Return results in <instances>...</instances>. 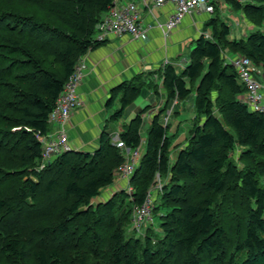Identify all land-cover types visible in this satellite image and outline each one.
<instances>
[{
  "label": "trees",
  "instance_id": "trees-1",
  "mask_svg": "<svg viewBox=\"0 0 264 264\" xmlns=\"http://www.w3.org/2000/svg\"><path fill=\"white\" fill-rule=\"evenodd\" d=\"M114 1L0 0V264H264V113L243 103L246 87L223 54L227 47L250 57L264 77V0H231L254 26L246 37H229L230 26L216 4L202 29L210 27L209 37L193 38L181 70L177 55L111 88L106 105L120 102L113 119L123 115L143 84L161 85L165 92L130 177V193L121 188L100 196L114 185L125 160L106 129L92 150H67L37 169L42 161L37 134L51 130L49 113L80 57L106 41L96 38V26ZM151 73L155 83L146 79ZM192 91L197 116L172 161L168 124L160 113ZM144 111L123 124V146L140 145ZM236 145L254 160L253 167L240 170L235 164L229 153ZM157 172L171 173L154 198L153 212L167 207L158 215L159 233L154 239L152 220L127 235L124 223L132 221L127 213L133 208L122 217L120 203L131 197L134 208L142 205ZM27 174L36 180L23 178ZM236 190L245 194L247 211L229 251L230 230L220 220L216 198L233 197ZM81 219L93 223H85L93 230L88 245L71 238ZM104 245L108 252L99 251Z\"/></svg>",
  "mask_w": 264,
  "mask_h": 264
},
{
  "label": "crops",
  "instance_id": "crops-1",
  "mask_svg": "<svg viewBox=\"0 0 264 264\" xmlns=\"http://www.w3.org/2000/svg\"><path fill=\"white\" fill-rule=\"evenodd\" d=\"M118 1L125 2L128 0ZM134 1L138 4L140 19L144 24L155 23L156 20L160 24L165 23L173 7L171 4H165L160 7H152L149 10L141 0ZM219 6L220 3L218 4ZM212 15L213 13L205 11L188 14L168 34H163L160 27L153 26L149 30L147 39L134 38L126 34L121 37L110 38L95 49L87 51L83 55L87 63V70L78 89L82 104L73 110L67 124L68 138L72 149L92 150L98 145L99 135L103 129L110 132L113 139L118 138L119 140V132L123 124L129 120H122L118 128L117 126L112 129L109 128V119L113 120L112 113L120 106L119 101H116L111 107L106 105L111 88L120 81L131 78L134 74H147L150 71H155L159 69L163 61L166 59L170 60L177 55L180 58L176 62L180 63L179 65L182 67L187 61V56L183 57L181 53L182 48L179 38L189 34H193V38H195L201 34L202 22ZM242 16L246 20L243 13ZM197 18H200V20ZM197 23L200 25H197ZM246 23L248 26H253L247 20ZM251 30L240 29L242 35L240 38L246 37ZM207 33L209 32L207 31ZM170 34L174 41L170 40ZM148 87V95L146 94L145 96L148 97L149 103L143 108L137 107L136 113L145 109L142 114L143 122L146 120L149 126L152 115L163 106L166 98L161 85L157 87L159 88V93L156 92L157 88L149 85ZM154 93L159 101H154ZM178 105L179 103H176L175 108ZM182 108L183 106L180 107V109ZM53 126L54 124H52V128ZM71 132H73V138L70 135Z\"/></svg>",
  "mask_w": 264,
  "mask_h": 264
},
{
  "label": "built area",
  "instance_id": "built-area-1",
  "mask_svg": "<svg viewBox=\"0 0 264 264\" xmlns=\"http://www.w3.org/2000/svg\"><path fill=\"white\" fill-rule=\"evenodd\" d=\"M235 1L244 2L245 0ZM141 2L149 10H151L152 7H160L165 4H171L173 7L165 23L160 24V22L156 20L155 23L149 22L148 24H144L141 22L136 1L128 0L121 2L115 0L106 15L97 24L96 38L103 41L129 34L134 38L147 39L149 30L153 26L160 27L163 34H168L182 22L185 15L202 11L214 13L216 4H219L221 0H141ZM201 33L209 37L207 32ZM83 57L84 56L80 57L76 63L74 71L64 84L54 107L49 113L48 121L51 125L54 124L53 128L45 134H37L38 140L42 144V161L40 165L44 164L45 161L50 160L52 157H56L72 149L68 138L67 123L73 110L82 104L78 89L87 70V63ZM225 61L234 65L237 70L239 81L246 87V92L242 95L243 103L251 110L264 113V80H260L257 77L258 74L263 75V70L254 64L250 57L243 54L228 53V55L225 56ZM168 62L169 59H166L161 66H164ZM176 101L175 99L174 103ZM170 113L171 110L168 111L166 122L169 119ZM143 143H145V140H141L140 145L133 149L125 147V160L115 172L116 177L122 179L118 184L125 183L123 187L129 192L132 191L130 177L142 155L141 145ZM159 175L160 174H158V177ZM162 187L161 185L157 190L160 191ZM154 198L155 196L148 192L143 204L135 208L132 220L134 228L138 231H141L142 228L152 220L151 211H153L154 208Z\"/></svg>",
  "mask_w": 264,
  "mask_h": 264
},
{
  "label": "rangeland",
  "instance_id": "rangeland-1",
  "mask_svg": "<svg viewBox=\"0 0 264 264\" xmlns=\"http://www.w3.org/2000/svg\"><path fill=\"white\" fill-rule=\"evenodd\" d=\"M218 9H219V12L221 13L222 18L230 26L231 32H230L229 37L231 39L240 38L242 36L240 33V29L246 28L247 30H251L254 28V26H248L247 25L246 20L243 19L242 12L233 6V3L231 2V0H221L220 6L218 7ZM197 19L200 20V18H197ZM205 21H206V19L201 24V30L204 28ZM237 23H239V25H237ZM197 25H200V24L197 23ZM207 31L209 33H211L210 27L207 28ZM193 36H194L193 34H189L187 36L179 38V41L181 43V48H182L181 53H182L183 57H186L188 55V50L192 46ZM170 40L174 41L171 34H170ZM228 53L229 54H236V53H232L229 50V48H227V47L225 49H223L224 57L226 55H228ZM237 54H239V53H237ZM179 64L180 63H178V66H179L178 70H181V66ZM257 77L260 80H264L263 75L258 74ZM146 79H148V82L149 81H152V83L156 82V79L154 77V73L149 74V76H147ZM157 82L160 84L159 80H157ZM154 87H155V85H153V88ZM148 90H149L148 84L147 83L143 84L141 86L140 92L137 94L134 101L130 105L127 106L122 119L121 120H120V118L119 119H113V120L109 119V122H108L109 128L112 129V128H115L116 126L118 128L122 120H124V119L130 120L132 117L135 116L137 107H141V108L145 107L146 104L149 103L148 97L145 96L146 94L148 95V93H147ZM153 97H154V101H156V100L159 101V99L155 93L153 94ZM174 101H175V99H172L170 101V106L166 110L161 111V113H160V120L163 122L164 125L168 124V133L171 137L170 157H171L172 161L174 160L175 154L177 153V150L179 149V147H176V145L177 144L180 145V144H183L186 142L188 131L194 125V122H195V119L197 116V108L195 105V91H192V93H190L187 97H185L183 99H178L177 103H179V105L176 108H175ZM163 106H161V108ZM181 106H183L182 109H180ZM170 110H171V113L169 115L168 121L166 122V117H167L168 111H170ZM147 127H148V122L146 123V120H145V122H143L142 126H141L142 140L146 139ZM70 135L72 137L73 132H71ZM116 139L112 138V141L121 145L122 150L125 151V146L122 145V143L120 142V140H118V138H116ZM144 151H145V143H143L141 145V152L143 153ZM242 152H243L242 146L236 145L235 148L233 150H231L229 154H230V157L235 162V164L238 165L240 170H243L244 168H247V167H253L254 160L252 158H249V157H245V156L243 157L241 155ZM55 158L56 157H52L50 160L45 161L44 164L39 165L37 167V169L38 170L44 169L48 164L53 162ZM13 173H15V172H13ZM158 174H160V173L159 172L156 173V177L148 189V192L152 193L153 196L157 195V193H160L162 191V188L160 191L157 190V188H159L161 185L163 186L165 183H167L169 181L171 173L170 174L168 173L167 175H164V176L159 175V177H158ZM14 176L16 177V175H14ZM28 176H30L34 180H36V178L31 176V174L24 175L23 178L24 177L26 178ZM17 179H20V177L17 176ZM115 181L116 182L114 183V185L109 186L102 191V193L100 194V196L102 198H105L109 195H112L113 192L112 193H110V192L115 191L114 189L124 188L123 185L125 183L120 184V185L118 184L119 182L122 181L121 178L118 179L116 177ZM61 190H62L61 188H60V190L58 188L57 192L60 193ZM39 194L42 195L43 190H40ZM230 194H227L228 196L226 194L224 196L219 194L216 199L219 201V206H218L219 213H218V215L220 217V220L226 226V228L228 230H230L228 232L229 233L228 238H229V242H230L228 249H229V251H232L233 246L235 245V243L237 242V239H238V234H237L238 228L243 230L244 219L246 217L245 211H247V210L244 206L246 203V196L243 192H241L240 190L239 191L236 190V192L233 193L234 194L233 197H231ZM223 198H225V199H223ZM129 200H131V197L124 199V201L122 203H120V207H121V210H120L121 215L120 216L124 217L125 211H129L130 209L133 208V210L130 211V213H127V215L132 214V219H133L135 208L133 207L134 206L133 203H131ZM94 201H96V200H94ZM94 203H96V202H94ZM157 210H158L157 212L151 211L152 217L154 216L152 220L155 222V224H153V230H154L153 234L158 232V230H159L158 229V227H159L158 226L159 225V216H158L159 213L166 212L167 207L161 206ZM52 213H54V212H52ZM54 214H53V216H54ZM152 220H150V222ZM130 221L128 222V220H127L124 223L125 227L128 228L127 229V235H129L130 232L134 228L133 220L131 221L132 223H130ZM150 222H148V223H150ZM85 223H92V221L82 220V219L79 220L78 227L76 230L77 233H74L75 235L72 234L74 237L71 236V238L76 239V240H80L81 242H83L82 244L88 245V244H90V240H91L93 230L86 228ZM91 225H93V223ZM95 225H96V227L94 230L97 231L98 226H97V224H95ZM100 233H101V236L107 237V234H108L107 230L106 231L102 230V231H100ZM155 237L156 236L154 234V239H156ZM45 240H46V244H49V245L51 244V242H49V240H47V239H45ZM154 242H155V240H154ZM99 248H100L99 251L103 249L106 252H108V250H109L107 245H104L103 247H99ZM0 261H3L2 258H0Z\"/></svg>",
  "mask_w": 264,
  "mask_h": 264
}]
</instances>
